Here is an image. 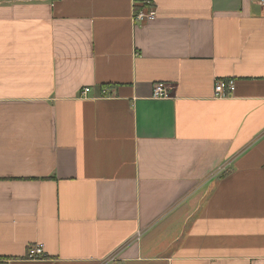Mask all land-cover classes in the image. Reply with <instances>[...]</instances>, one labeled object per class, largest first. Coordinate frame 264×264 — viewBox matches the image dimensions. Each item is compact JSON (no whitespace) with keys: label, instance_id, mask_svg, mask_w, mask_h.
Listing matches in <instances>:
<instances>
[{"label":"crops","instance_id":"1","mask_svg":"<svg viewBox=\"0 0 264 264\" xmlns=\"http://www.w3.org/2000/svg\"><path fill=\"white\" fill-rule=\"evenodd\" d=\"M111 256L264 264L261 0H0V264Z\"/></svg>","mask_w":264,"mask_h":264},{"label":"built area","instance_id":"2","mask_svg":"<svg viewBox=\"0 0 264 264\" xmlns=\"http://www.w3.org/2000/svg\"><path fill=\"white\" fill-rule=\"evenodd\" d=\"M264 2V0H261ZM156 17L155 10L148 12H136L134 13V23H143L153 20ZM89 88H84L79 94L80 97H84L89 93ZM235 91V83L233 80L217 81L214 85V94L216 97H226ZM170 90L164 84H155L153 86L152 97L154 99H166L170 96ZM103 94L106 90H103ZM46 258L43 248L40 245L32 246L28 249L26 259L28 260H39ZM117 260L114 256H111L104 260L103 264H116Z\"/></svg>","mask_w":264,"mask_h":264}]
</instances>
